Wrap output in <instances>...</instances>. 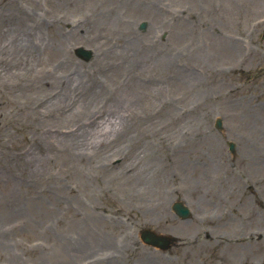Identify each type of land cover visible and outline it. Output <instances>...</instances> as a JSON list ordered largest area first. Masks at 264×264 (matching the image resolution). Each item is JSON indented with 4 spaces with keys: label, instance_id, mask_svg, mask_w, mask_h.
Returning a JSON list of instances; mask_svg holds the SVG:
<instances>
[{
    "label": "rangeland",
    "instance_id": "rangeland-1",
    "mask_svg": "<svg viewBox=\"0 0 264 264\" xmlns=\"http://www.w3.org/2000/svg\"><path fill=\"white\" fill-rule=\"evenodd\" d=\"M262 18L264 0H0V264H82L107 252L92 264H264ZM20 33L35 41L24 42L35 50L27 65L3 46ZM79 46L92 61L75 56ZM130 53L171 58L145 74L159 91L124 106L144 110L125 126L96 120L99 153L74 152L64 132L111 109ZM74 72L81 84L59 109L60 82ZM115 156L116 168L103 164ZM180 200L188 220L172 212ZM146 229L178 241L161 251L138 238Z\"/></svg>",
    "mask_w": 264,
    "mask_h": 264
},
{
    "label": "bare ground",
    "instance_id": "bare-ground-1",
    "mask_svg": "<svg viewBox=\"0 0 264 264\" xmlns=\"http://www.w3.org/2000/svg\"><path fill=\"white\" fill-rule=\"evenodd\" d=\"M30 40H31V37L29 36V33L15 34L10 40L7 41V43H4L3 46L6 49L17 51L18 55H16V57L20 58V60L24 64L27 65L29 63V60L32 59V56L34 55V52H35L34 49H32L31 47L28 48L27 44H24V42L28 43ZM31 41L33 43V40ZM133 44L134 43H132V46ZM128 46H129L128 49L130 48L129 49L130 51L132 49V46L130 44ZM133 55L134 54H131V53L126 54L124 55L125 57L121 58V60L119 61V65H118L119 68L124 67L123 70L126 72L128 78L126 80H121L120 84L119 83L116 84V87L112 89L113 106L110 109V114L108 115L107 119H105L106 121H104L110 130L120 128L127 121H129L130 123L133 120V116L137 117V112L133 113L131 116L125 115L124 117L121 114L123 112V107L125 105H130L131 104L130 101L135 95H138V94L144 95V93H149L151 89H153V91L155 92L159 91V86H158L159 84H153V78L151 77H148V79H146L147 77L145 76L146 72L148 70H156L157 65L162 66V67L163 66L170 67L169 64L171 63L170 61L171 58L169 56H166V54H164L163 56H159L157 59L155 58L156 61H154V64L152 61L151 63H149L148 60L145 61L143 57H141L143 61H139L137 60V56H133ZM193 73L194 72L187 71V73L185 74L186 76L193 78L195 77V74ZM76 76H79V74L73 73L72 75L64 77L63 83L65 84H63L62 88H66V89L63 90L62 93L59 94L58 98L56 99L57 103L60 101L58 103V108H61V109L63 108L64 106L63 100L65 98L64 95L68 93L70 88L74 84H78V86L80 85V80H75ZM53 105H54V102L51 101L50 106H53ZM97 124H98L97 122L93 123L92 121V124L89 128L85 127L87 129L82 132L77 131V133L73 135V138H71L72 135L65 136V137H69L67 139L70 142L71 147L74 149L75 152H83L90 148L91 149L93 148L97 153H99L98 151H100V146L95 147L93 146V143H95L94 141H96L98 138H101V135L98 138H96L94 141H92V143H91V140L89 139L90 136L92 135L93 137V133L97 131V128L99 127V126L96 127ZM103 130L104 129H102V132ZM105 132H108V131H105ZM142 176H143V173L141 171L137 172V182L140 181ZM148 190L152 191L153 188L149 186Z\"/></svg>",
    "mask_w": 264,
    "mask_h": 264
}]
</instances>
